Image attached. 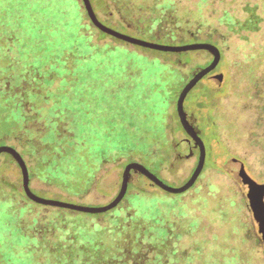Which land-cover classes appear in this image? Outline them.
<instances>
[{"label":"trees","instance_id":"16d2710c","mask_svg":"<svg viewBox=\"0 0 264 264\" xmlns=\"http://www.w3.org/2000/svg\"><path fill=\"white\" fill-rule=\"evenodd\" d=\"M51 1L0 0V146H11L22 155L30 185L38 178L70 189L72 194H82L83 190L75 191L78 176L90 174L93 154H126L131 162L143 159L140 153L155 139L159 145L155 161L161 159L160 166L170 162L177 151L175 142L167 138L172 128L170 105L175 90L186 84L179 63L157 58V69L142 91L158 95L161 106L139 105L134 94L140 74L131 72L141 71L131 64L123 65L122 74H115L114 60L117 55L125 56L116 47L107 50L105 62L95 61L90 66L82 62L84 52L71 45L60 54L44 50L56 32L61 37L67 34L63 22L46 10ZM96 3L108 17L113 5L121 17L136 9L134 0ZM76 4L80 41L90 39L92 43L94 29L101 36L104 33L90 20V25L84 22L89 18L78 0ZM63 7L71 10L68 5ZM151 7H139L147 16L143 24L149 33L166 28L164 39L198 43L191 33L179 36L184 25L177 16H170L174 14L171 6L162 8L163 13ZM244 13L247 17L241 21L226 12L220 22L234 34L258 32L263 23L258 6L246 4ZM205 43H216L213 33L205 32ZM203 89L205 103L199 105L198 100L196 112L204 119L207 109L205 124H212L209 110L215 106L216 93ZM10 161L17 165L13 158ZM91 176L92 180L94 173ZM133 188L129 186L128 193ZM180 219L174 214L173 219L151 221L122 205L102 214L51 208L30 200L21 182L9 185L0 179V264H191L195 257L181 249V244L195 225L188 218ZM196 251L201 254V249Z\"/></svg>","mask_w":264,"mask_h":264},{"label":"rangeland","instance_id":"374dc122","mask_svg":"<svg viewBox=\"0 0 264 264\" xmlns=\"http://www.w3.org/2000/svg\"><path fill=\"white\" fill-rule=\"evenodd\" d=\"M78 2L85 11L81 1ZM91 2L99 20L110 29L155 44L184 45L162 38L167 33L166 28L149 33L148 26L143 24L147 16L139 7L152 6L163 13L162 8L171 6L174 14L170 16H177L184 25V31H178L179 36L191 33L197 37L198 43H205V32L213 33L216 43L212 44L222 54L217 68L197 84L184 103L186 113L192 118L190 121L200 131L207 152L205 167L196 185L183 194H169L153 186L144 176L132 172L129 186L134 185L135 188L120 205L129 206L138 217L151 221L161 217L173 219L175 214L194 222L195 229L181 244V249H188L187 254L194 255L191 264H264V242L248 194L251 188L264 186V0H209L207 3L205 0H134L136 9L124 17L119 16L114 5L110 8L111 17H108L98 10L96 0ZM64 4L71 9L69 12L64 7L62 10ZM246 4L258 6L263 23L258 32L234 34L223 20L220 22V18L228 12L243 21L247 17L244 13ZM46 10L52 12L50 15L56 20L63 22L67 34L61 37L55 31L56 35L44 50L60 54L71 45L84 52L85 60L82 62L90 66L95 61L105 62L107 50L110 46L116 47L125 56L117 55L118 58L114 60L115 74H122L123 65L128 67L131 64L141 71L131 72L140 74L134 94L140 99L139 105L161 106L158 95H147L142 91L151 73L157 69V58L177 61L186 83L193 77V70L205 67L212 60L206 51L180 54L159 52L120 42L109 35L103 36L105 33L101 36L95 29L92 32L94 44L90 39L84 43L80 41L77 22L80 9L76 0H52ZM88 20L86 17L84 22L90 25ZM98 53H103L105 57H100ZM134 56L138 58L132 59ZM152 87L155 88L154 85ZM205 87L216 93L215 106L209 110L214 117L212 124H205L207 109H204L202 119L195 108L198 100L199 105L205 103V98H201L205 94ZM182 89L175 90L168 117L172 128L167 138L177 145L170 162L160 166L161 159L155 161L159 153L158 140L155 139L148 144L145 152L140 153L143 159L131 161L142 163L173 188L181 187L189 180L199 157L194 142L182 127H177L176 102ZM144 97L146 103L145 99L142 100ZM121 156L117 157L111 152L93 154L90 174L87 176L83 172L78 176L80 179L75 191L83 190L82 194H72L70 189L69 192L63 186L44 183L38 178L32 181V190L37 196L48 200L87 207L105 206L118 195L124 167L130 161L126 154ZM10 160V155H0V179L8 181L9 185L22 183L20 168ZM91 173H94L92 180ZM196 249H201L200 255L196 254Z\"/></svg>","mask_w":264,"mask_h":264},{"label":"water","instance_id":"95a60500","mask_svg":"<svg viewBox=\"0 0 264 264\" xmlns=\"http://www.w3.org/2000/svg\"><path fill=\"white\" fill-rule=\"evenodd\" d=\"M80 1L92 25L96 27L99 31L113 38H116L120 41H123L125 43L134 46H139L141 48L155 50L159 52H165V53L180 54V53H187L193 51H206L212 56L211 62L206 67L197 70L193 74V77L187 81V83L181 90L176 102V114L179 119V122L185 133L191 138V140L195 144V147L199 151L198 164L195 170L193 171L189 180L183 186L178 188H173L167 186L156 175H154L151 171H149L142 163L130 162L124 167L121 188L118 195L105 206L87 207V206L64 203L55 200H48L37 196L32 191L30 185L29 169L22 155L15 148L6 145L0 146V155L8 154L16 161L22 173V186L26 196L37 204L49 206V207L69 209L72 211L89 213V214H102L109 212L113 209H116L126 197L129 189V184L131 181L132 172L144 176L153 184V186L159 187L166 193L178 195L189 191L196 184V182L198 181L200 175L204 170L207 152H206V146L202 138L200 137V131L196 129V127L193 125V122H191L188 118L189 116L185 111L184 103L189 93L197 86V84L217 68L222 58L220 49L216 45L211 43L160 45L121 34L113 29L108 28L99 20L91 0H80ZM248 194L255 220L259 226V234L262 241L264 242V186H257L251 188Z\"/></svg>","mask_w":264,"mask_h":264},{"label":"flooded vegetation","instance_id":"af4514ba","mask_svg":"<svg viewBox=\"0 0 264 264\" xmlns=\"http://www.w3.org/2000/svg\"><path fill=\"white\" fill-rule=\"evenodd\" d=\"M188 116H189V117H188V118H189V120H190V119L192 120L191 116H190V115H188ZM192 122H193V121H192ZM181 127H182V126H181ZM182 129H183V128H182ZM197 130H198V129H197ZM196 183H197V182H196ZM195 185H196V184H195Z\"/></svg>","mask_w":264,"mask_h":264}]
</instances>
